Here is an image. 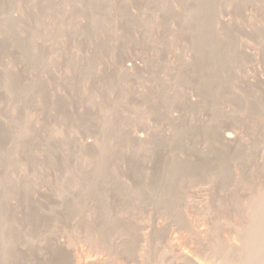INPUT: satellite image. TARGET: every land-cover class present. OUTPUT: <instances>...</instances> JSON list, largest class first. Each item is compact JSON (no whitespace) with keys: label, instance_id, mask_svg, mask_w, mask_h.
Here are the masks:
<instances>
[{"label":"rangeland","instance_id":"rangeland-1","mask_svg":"<svg viewBox=\"0 0 264 264\" xmlns=\"http://www.w3.org/2000/svg\"><path fill=\"white\" fill-rule=\"evenodd\" d=\"M5 2L0 0V204L10 207L17 235L29 231L39 214L46 219L40 234L51 240L23 246L24 258L10 263L47 264L57 257L51 251L63 249L68 264H221L226 246L241 250L242 229L259 206L247 203L264 187V0H13L7 14L16 20L13 34L3 30ZM205 10L210 15L199 24ZM208 52L220 56L212 64L224 65L219 82L211 81L216 71L208 67ZM225 134L233 140L226 142ZM173 160L201 166L225 161L229 174L227 188L208 180L218 172L213 167L205 170L210 175L203 172L210 184L203 178L206 184L198 187L180 183L182 227L173 212L152 201V183L158 191L169 181ZM101 162L108 163V179L97 185ZM69 173L84 176L100 194L66 185ZM113 217L134 229L133 254L120 251V236L106 242L114 254L87 240L86 224L112 232ZM218 241L226 244L224 254L214 247Z\"/></svg>","mask_w":264,"mask_h":264},{"label":"bare ground","instance_id":"bare-ground-1","mask_svg":"<svg viewBox=\"0 0 264 264\" xmlns=\"http://www.w3.org/2000/svg\"><path fill=\"white\" fill-rule=\"evenodd\" d=\"M51 1V0H50ZM12 3H13V0H6V2H5V9H4V12H5V14H6V16H5V25H4V29L3 30H5L7 33H9V34H13L14 33V30H15V25H16V20H14L13 18H11L9 15H7L8 14V12H9V10H10V8L14 5H12ZM152 3H154V2H152ZM159 3V2H158ZM199 3H201V4H206V2H199ZM12 5V6H11ZM45 5H47L46 3H45ZM54 5V4H53ZM200 5V4H199ZM203 6V5H202ZM199 7V6H198ZM49 8V7H48ZM200 8V7H199ZM207 9H208V7H207ZM197 11V10H196ZM166 12V11H165ZM169 12V11H168ZM195 12V11H194ZM207 10H205V12L203 11V15H201V14H199L198 15V18H197V22L199 23V24H205V19H204V17L203 16H205V15H207ZM209 14V13H208ZM196 15V14H195ZM210 15V14H209ZM200 16V17H199ZM197 17V16H196ZM195 17V18H196ZM98 20V19H97ZM62 21V20H61ZM64 21V20H63ZM70 21V20H69ZM100 22V21H99ZM98 22V23H99ZM137 22V21H136ZM101 23V22H100ZM193 23H195V21L193 22ZM198 23L196 24L197 26H200V25H198ZM207 23V22H206ZM209 23V25H210V21L208 22ZM207 23V24H208ZM137 24V23H136ZM96 25H97V23H96ZM98 25H100V24H98ZM97 25V26H98ZM203 26V25H202ZM205 26V25H204ZM208 26V25H207ZM99 27V26H98ZM224 27H226V25L224 26ZM196 28V27H195ZM202 28V27H201ZM226 28H228V26L226 27ZM233 28V27H232ZM207 29V28H206ZM211 29V28H210ZM197 30V29H196ZM212 30V29H211ZM228 30V29H227ZM233 30V29H232ZM231 30V31H232ZM198 31V30H197ZM229 31V30H228ZM230 31V32H231ZM0 32H2L1 30H0ZM201 32V31H200ZM204 32V31H203ZM215 33V32H214ZM223 33V32H222ZM221 33V34H222ZM220 34V33H219ZM204 35V34H203ZM216 35V34H215ZM11 36V35H10ZM34 36H36V34H34ZM201 36H202V34H201ZM201 36H200V38H201ZM210 36V38H211V35H209ZM14 37V36H13ZM206 37V36H205ZM218 37V36H217ZM230 37H231V35H230ZM215 38V37H214ZM17 38H15V40H16ZM219 39H220V37H219ZM228 39V38H227ZM230 39V38H229ZM233 39V38H232ZM19 40V39H18ZM206 40V39H205ZM209 40V39H208ZM215 40V39H214ZM203 41H204V39H203ZM213 41V39L211 40V42ZM198 42V41H197ZM196 42V43H197ZM222 42V41H221ZM18 43V42H17ZM20 43V42H19ZM217 43H220V42H217ZM198 44V43H197ZM22 46V45H21ZM200 46V45H199ZM216 46V45H215ZM218 46H219V44H218ZM30 47H31V45H30ZM212 47H213V45H212ZM27 49V48H26ZM220 49V48H219ZM222 49V48H221ZM214 50V49H213ZM213 50H212V52H213ZM224 50V49H223ZM228 50V49H227ZM227 50H226V53H227ZM215 51H217V50H215ZM220 51V50H219ZM222 51V50H221ZM200 52V51H199ZM202 52V51H201ZM212 52L211 53H209L210 55L208 56L209 57V61L210 60H212V59H215V58H217V52L216 53H213L212 54ZM224 52V51H223ZM229 53V52H228ZM199 54V53H198ZM222 54V53H221ZM230 54V53H229ZM228 54V55H229ZM231 54H232V52H231ZM224 55V54H223ZM238 56V55H237ZM202 57H206V58H208L207 56H204V55H201L200 54V56H199V58L200 59H202ZM220 57V56H219ZM218 57V58H219ZM226 57V56H225ZM217 58V59H218ZM234 58V57H233ZM204 59V58H203ZM220 59V58H219ZM205 60V59H204ZM207 60V61H208ZM227 60V59H226ZM232 60V59H231ZM31 61V60H30ZM29 61V62H30ZM195 61H196V59H195ZM208 61V64L209 63H211V61L209 62ZM216 61V60H215ZM214 61V63L216 64L217 62H215ZM213 62V61H212ZM223 62H225V61H223ZM229 62V61H228ZM227 63V62H226ZM34 64H35V62H34ZM215 64H210V65H208V67H209V69L211 70V72L213 71V73H214V70L216 71L215 73H216V78H214V77H212V79L213 80H211V81H216V79L218 78V77H222L223 76V70H224V68H223V66L224 65H219V67L217 68V65L218 64H222V63H218L217 65H215ZM201 66V65H200ZM208 67H206V68H208ZM218 69H219V72H218ZM206 70H208V69H206ZM209 70V71H210ZM188 71V70H187ZM229 71V70H228ZM195 72H196V70H195ZM218 72V73H217ZM192 74V73H191ZM203 74V73H202ZM205 74V73H204ZM208 74V73H207ZM189 75H190V73H189ZM3 76V75H2ZM15 76V75H14ZM195 76V75H194ZM11 77V75L8 77H6L7 78V80H8V82H11L12 81V77ZM123 78V77H122ZM236 78V77H235ZM220 79V78H219ZM223 79V78H222ZM221 79V80H222ZM229 79V78H228ZM16 80V79H15ZM14 80V81H15ZM196 81V80H195ZM217 81H218V79H217ZM230 81H231V79H230ZM17 82V81H16ZM198 82V81H197ZM219 82V81H218ZM217 82V83H218ZM6 84H7V82H6ZM201 84V83H200ZM22 85V84H21ZM194 85V84H193ZM235 85H236V83H235ZM20 86V85H19ZM229 86V85H228ZM9 87V86H8ZM13 87H14V89H15V86L13 85ZM235 87V86H234ZM9 88H11V86L9 87ZM204 88V87H203ZM212 88V87H211ZM217 88V87H216ZM22 89V88H21ZM24 89H25V87H24ZM199 89V88H198ZM209 89V88H208ZM207 89V90H208ZM17 90V89H16ZM15 90V91H16ZM205 90H206V88H205ZM232 90H234V89H232ZM13 91V90H12ZM212 91L214 92V89H212ZM235 91V90H234ZM233 91V92H234ZM238 91V90H237ZM18 92H19V90H18ZM17 92V93H18ZM24 92V91H23ZM213 92H210L211 93V95H213L214 97H215V94H216V90H215V92L213 93ZM218 93V92H217ZM202 94V93H201ZM223 94V93H222ZM217 95V94H216ZM220 95H221V93H220ZM220 95H218V97L220 96ZM223 95H226V94H223ZM237 95V94H236ZM44 96V95H43ZM212 96V98H214ZM238 96V95H237ZM241 96V95H240ZM202 97V96H201ZM211 97V96H210ZM242 97V96H241ZM220 98V97H219ZM222 98H223V96H222ZM233 98V97H232ZM240 98V97H239ZM218 99V98H217ZM216 99V100H217ZM250 99V98H249ZM252 100V99H251ZM172 101V100H171ZM174 101H176V100H174ZM214 101V100H213ZM220 101H221V99H220ZM230 101V100H229ZM206 102V101H205ZM218 102V101H217ZM231 102V101H230ZM241 102V101H240ZM239 102V103H240ZM253 102V101H252ZM170 103V102H169ZM172 103V102H171ZM173 103H175V102H173ZM199 103V102H198ZM203 103H204V101H203ZM236 104H238V103H236ZM253 104V103H252ZM255 104V103H254ZM174 105V104H173ZM182 105H183V103H182ZM188 105V104H187ZM194 105H195V103H194ZM235 105V104H234ZM244 105V104H243ZM263 105V104H262ZM192 106H193V104H192ZM191 106V107H192ZM237 106V105H236ZM245 106V105H244ZM196 107V106H195ZM187 108H189V107H187ZM242 108V107H241ZM253 108V107H252ZM264 108V107H263ZM258 109V108H257ZM105 110V109H104ZM192 110V109H191ZM261 109H259V111H260ZM197 111V110H196ZM254 111H255V109H254ZM257 111V110H256ZM119 112V111H118ZM252 112H253V110H252ZM245 114V113H244ZM116 115V114H115ZM114 115V116H115ZM249 117V116H248ZM250 118V117H249ZM257 118V117H256ZM255 118V119H256ZM259 118V117H258ZM254 119V120H255ZM261 120V119H260ZM215 121V120H214ZM214 125V124H213ZM205 126V125H204ZM220 126V125H219ZM221 126H223V125H221ZM209 127V126H208ZM180 129V128H179ZM206 129H208V128H206ZM206 129H203V131L204 130H206ZM195 130V129H194ZM180 131V130H179ZM182 131V130H181ZM187 131V130H186ZM185 131V132H186ZM199 131V130H198ZM201 131V130H200ZM202 131V132H203ZM185 132H183V133H185ZM211 132V131H210ZM216 132V131H215ZM205 133V132H204ZM232 133V132H231ZM177 134H179V133H177ZM198 134V133H197ZM206 134H207V132H206ZM140 135V134H139ZM176 135V134H175ZM182 135L183 134H181L180 133V137L183 139V137H182ZM188 135V134H187ZM194 135V134H193ZM203 135V134H202ZM235 134H233V136H234ZM184 136H186V134L184 135ZM213 135H211V137H212ZM217 136V135H216ZM142 137V136H141ZM187 137V136H186ZM200 137V136H199ZM139 138V137H138ZM176 138V137H175ZM179 138V137H178ZM185 138V137H184ZM209 138V137H208ZM226 142L227 141H231V139H232V137H231V135H229V134H225V136H224V138H223ZM177 140V139H176ZM175 140V141H176ZM233 140V139H232ZM208 141V140H207ZM213 141H214V139H213ZM180 142V141H179ZM212 142V141H211ZM221 142H223V141H221L220 140V143ZM119 144V143H118ZM210 144V143H209ZM219 144V143H218ZM224 144V143H223ZM179 145V144H178ZM103 146V145H102ZM180 146V145H179ZM54 147V146H53ZM24 150V149H23ZM51 150V149H50ZM217 152V153H220V150H214V152ZM211 153V152H210ZM216 153V154H217ZM236 155H240L242 152H241V150H239V151H237L236 150ZM234 153V154H235ZM97 154V153H96ZM99 154V153H98ZM221 154V153H220ZM213 155V154H212ZM217 155H219V154H217ZM224 155V154H223ZM87 157V156H86ZM104 157V156H103ZM0 158H2V157H0ZM88 158V157H87ZM97 158V157H96ZM213 158V157H212ZM91 159V158H90ZM98 159V158H97ZM100 159V158H99ZM222 159V158H221ZM4 160V159H3ZM216 160V159H215ZM13 161V159L11 160V162ZM105 161H108V160H106L105 159ZM4 162H6V161H4ZM8 162V161H7ZM10 162V161H9ZM88 162V161H87ZM172 163L169 165V167H168V169H170V172H169V177L167 178V179H169V181H167V182H165L163 185H160V187H162V188H160L161 189V192L159 193V195L157 194V189H158V187H157V183L156 184H153L152 183V201H154L158 206H159V208H161V209H163V210H169V212H173V214H174V216H175V218H176V221H178L177 223H179L180 225H181V227H182V225L185 223V221H184V217H183V214H182V212H181V210L179 211L178 210V204L180 203V200H182V197H183V194H182V192H181V190L180 189H182V185L181 184H183L185 181H187L186 183H190L191 185H190V187H192V186H196V187H198V186H202V185H204V183L202 184V182L203 181H200L201 180V178H203L202 180H204V178H206L205 176L203 177V175L204 174H206V175H210L208 172H205V170L206 171H208L207 170V168H216V170L218 171V172H215L213 175H211V178H209L208 180L209 181H215V180H218L217 182L221 185V186H223V187H226L227 185H229V174L227 173V172H225V169H224V166H223V164H225V163H223V162H225V161H223L222 162V164H217L216 162V164L215 163H210V165H199V164H193V163H191L190 161H180V160H173V161H171ZM90 163H91V161H90ZM93 163V162H92ZM95 163H97V162H95ZM100 163V162H99ZM103 163V164H102ZM113 163H114V161H113ZM112 163V164H113ZM116 163V162H115ZM114 163V164H115ZM1 164V163H0ZM107 164L108 163H106V162H101V165H102V167H100V170L97 172L96 170H94V171H96L97 173L95 174V176H94V184H97L98 183V181L99 180H103L104 181V179H108V178H106V174H105V169H106V167H107ZM11 165V164H10ZM15 165V164H14ZM13 165V166H14ZM99 165V164H98ZM100 165V166H101ZM12 166V165H11ZM110 167V166H109ZM12 168V167H11ZM92 168V167H91ZM94 169V168H93ZM95 169H97V167L95 168ZM113 169V168H112ZM227 170H228V168H227ZM229 171V170H228ZM89 172V171H88ZM168 172V171H167ZM203 172H205L204 174H203ZM91 172H89V174H90ZM92 173H93V171H92ZM70 174V173H69ZM67 174V178H64V179H66V185H69V186H71V187H75V188H77V189H79L80 191H85V192H87V193H92V194H97V196L100 194V192H96V190H92V185L93 184H91L90 182H85V180H86V178L84 177V176H74V175H72V174ZM88 174V173H87ZM115 174V173H114ZM111 175V174H110ZM166 176H167V174H165ZM244 175V174H243ZM113 176V175H112ZM115 176V175H114ZM209 177V176H208ZM207 177V178H208ZM3 179V178H2ZM120 179V178H119ZM244 179V178H243ZM95 180H96V183H95ZM114 179H112V181H113ZM208 180H204V181H207L208 182ZM247 180V179H246ZM249 180V179H248ZM117 181V180H116ZM115 181V182H116ZM1 182V181H0ZM4 182V181H3ZM212 182V183H213ZM216 182V181H215ZM243 182H245V181H243ZM5 183V182H4ZM181 183V184H180ZM188 183V184H189ZM209 183V182H208ZM247 183V182H246ZM244 184V187L245 188H247V186H248V188L250 187V183L248 184ZM8 184V183H7ZM6 184V185H7ZM10 184V183H9ZM118 184H119V182H118ZM202 184V185H201ZM206 184V183H205ZM210 184V183H209ZM208 184V185H209ZM0 185H3V184H0ZM98 185V184H97ZM97 185H95V186H97ZM101 185H103V184H101ZM106 185H108V184H106ZM187 185V184H186ZM212 185V184H211ZM210 185V186H211ZM234 185H235V183H234ZM63 186V185H62ZM94 186V187H95ZM179 186V187H178ZM189 186V185H188ZM217 186V185H216ZM6 187V186H5ZM9 187V186H8ZM150 187V186H149ZM181 187V188H180ZM184 187V186H183ZM222 187V188H223ZM258 187V186H257ZM96 188V187H95ZM180 188V189H179ZM205 188V187H204ZM211 188V187H210ZM217 188H218V186H217ZM227 188V187H226ZM252 188V187H251ZM264 188V187H263ZM263 188H260L257 192H256V195H252L253 197L250 199V201L247 203V206H249V207H251V206H253V205H255L256 203H259V206H258V208L257 207H253L254 209L252 210V212L250 213L251 215H250V217H249V220H248V222L249 223H247V226H246V228L244 227L243 229H242V231H243V238H242V241L241 240H237L239 243H240V241L242 242L241 244V250H239L238 248L236 249L235 247H233V243L232 244H230V245H232V247L230 248V247H228L227 248V246H226V244H225V246H226V249H228V250H226L227 252H226V254H225V256H224V259H223V261L221 262V260H219V262H221V264H264V189ZM10 190H11V188H9ZM9 189H7V190H9ZM61 189H62V187H61ZM141 189V188H140ZM140 189L139 190H137V191H135L136 192V197L137 198H140V197H142V193H141V191H143V190H141L140 191ZM184 189V188H183ZM187 189V188H186ZM212 189V188H211ZM225 189V188H224ZM113 190H115L114 188H113ZM226 190V189H225ZM249 190H250V188H249ZM14 191V190H13ZM12 191V192H13ZM222 191V190H221ZM251 191V190H250ZM60 192H62L63 194H66L67 192H68V189L66 188V186H64V189H62V191H60ZM96 192V193H95ZM184 192V191H183ZM207 192H208V189H207ZM245 192V191H244ZM252 192V191H251ZM251 192H250V194H251ZM6 193V192H5ZM21 193V192H20ZM61 193V194H62ZM84 193V192H83ZM86 193V194H87ZM7 194V193H6ZM60 194V195H61ZM81 194V193H80ZM91 194V195H92ZM240 194V193H239ZM250 194H248V195H250ZM89 195V194H88ZM93 195V196H94ZM235 195H237V194H235ZM247 195V196H248ZM14 196V195H13ZM87 196V195H86ZM96 196V195H95ZM185 196V195H184ZM61 197H63V196H61ZM73 197V196H72ZM249 197V196H248ZM247 197V198H248ZM97 198V197H96ZM136 198V199H137ZM184 198V197H183ZM245 198V197H244ZM24 199V198H23ZM63 199V198H62ZM65 199V198H64ZM74 200V199H73ZM73 200H72V202H73ZM97 200V199H96ZM99 200V199H98ZM139 200V199H138ZM143 200H145L144 198H143ZM80 202V201H79ZM134 202V201H133ZM137 202V201H136ZM142 202V201H141ZM145 202V201H144ZM149 202V201H148ZM247 202V201H246ZM246 202H244V203H246ZM63 203V202H62ZM138 203V202H137ZM143 203V202H142ZM151 203V202H150ZM71 204V203H70ZM98 204V203H97ZM102 204V203H101ZM147 204V203H146ZM153 204V203H152ZM63 205V204H62ZM66 205V204H65ZM68 205V204H67ZM72 205V204H71ZM70 205V206H71ZM136 205V204H135ZM139 205H141V204H139L138 203V206ZM78 206V205H77ZM105 206V205H104ZM103 206V207H104ZM132 206V205H131ZM234 206V205H233ZM235 206H236V204H235ZM55 207V206H54ZM66 207V206H65ZM97 207V206H96ZM95 207V208H96ZM103 207H100L99 208V210H100V212H103V213H108L107 211L108 210H106V209H104L103 210ZM136 207V206H135ZM142 207V206H141ZM229 207V206H228ZM8 208L10 209V207H7V206H5V205H3V204H0V264H11V263H13V262H18L19 263V261H21L23 258H24V248H23V246H29V245H33L34 243H36L35 241H37L36 239H38V242H40L41 241V243L43 242V243H45L44 245H49V244H51V240L48 238V236H47V233H43L44 231H42L41 233L42 234H44V235H42V234H40V228L42 227V225L45 223V221H46V219L45 218H43V219H40V218H38V216L37 215H39V214H33L35 217H34V220H33V222H32V226H31V229L29 230V231H26V230H21V232H19V234L17 235L15 232L17 231L16 230V221H15V218H14V216L13 215H11L9 212H8ZM35 208V207H34ZM72 208V207H71ZM224 208V207H223ZM236 208V207H235ZM238 208V207H237ZM244 208H246V207H244ZM74 208H72V210H73ZM135 209V208H134ZM141 209V208H140ZM234 209V208H233ZM248 209H250V208H248L247 207V209H246V213H248L247 211H248ZM103 210V211H102ZM106 210V211H105ZM171 210V211H170ZM228 210V209H227ZM94 211V210H93ZM223 211V210H222ZM229 211H230V209H229ZM233 211V210H232ZM234 211H235V209H234ZM239 210H237V212H238ZM243 211V210H242ZM65 212V211H64ZM96 212V211H95ZM136 212V211H135ZM157 212V211H156ZM160 212V211H159ZM158 212V213H159ZM184 212V211H183ZM225 212H226V210H225ZM240 212V211H239ZM245 212V211H244ZM161 213V212H160ZM167 213V212H166ZM165 213V214H166ZM229 213V212H228ZM234 213V212H233ZM245 213V214H246ZM170 214V213H169ZM234 214H236V213H234ZM238 214V213H237ZM239 214H242L241 212L239 213ZM239 214H238V216H239ZM65 215H67L66 214V212H65ZM109 215V214H108ZM108 215L105 217L104 216V214H102L101 216H104L105 218H107L108 217ZM162 215H163V213H162ZM74 216V215H73ZM76 216V215H75ZM241 216V215H240ZM246 217H247V215H245ZM237 217V216H236ZM245 217V218H246ZM79 218V217H78ZM84 218V217H83ZM110 218V217H109ZM108 218V221H110V219ZM114 218V217H113ZM244 218V219H245ZM67 219V218H66ZM69 219H71V217L69 218ZM121 218H114L113 220H111L112 221V224H113V229H112V232H110L111 231V227H109L108 228V230H110V231H105L104 229H98L96 226H95V224H94V222H91V223H93V224H86L85 226H86V238H87V240L89 241V242H96V244L95 245H97L98 246V248H100L101 247V249L102 248H104V249H106V250H108V253H112V254H114V253H116V251L115 250H113L112 248L111 249H109L110 247L109 246H111V245H107L108 244V242H107V240H109L110 239V235H114V237L116 238V236H120V237H118V238H121L122 240H123V242L120 244V246H119V248L121 249L120 251L121 252H123V253H125V254H129V253H131V254H133L132 252H134L133 250H134V246H135V237H133V238H135V239H133V238H131L130 237V233H131V231H133L134 229H132L130 226V224H129V227H128V225L127 224H125V225H127V226H124V225H122V224H124V223H121L122 221V219L120 220ZM236 219V218H235ZM247 219H248V217H247ZM79 220V219H78ZM81 220V219H80ZM85 220V219H84ZM83 220V221H84ZM82 221V222H83ZM107 221V222H108ZM243 221V220H242ZM85 222V221H84ZM83 222V223H84ZM124 222V221H123ZM244 222V221H243ZM111 223V222H110ZM195 224V223H194ZM237 224V223H236ZM249 224V225H248ZM193 225V224H192ZM84 226V225H83ZM184 226V225H183ZM188 226V225H187ZM43 227H44V225H43ZM100 227H102V226H100ZM192 227V226H191ZM103 228V227H102ZM190 228V227H189ZM240 228H241V226H240ZM140 229V228H139ZM138 229V230H139ZM180 229H182V228H180ZM196 229V228H195ZM45 230H47V229H45ZM189 230V229H188ZM198 230V229H197ZM140 231V230H139ZM182 231V230H181ZM184 231V230H183ZM235 231V230H234ZM39 232V233H38ZM51 232V231H50ZM198 232V231H197ZM236 232H237V230H236ZM238 232H240L239 230H238ZM241 233V232H240ZM240 233H238L239 235H240ZM46 234V235H45ZM139 234V233H138ZM242 234V233H241ZM116 235V236H115ZM135 235H136V233H135ZM140 235V234H139ZM218 236H220V235H218ZM233 236V235H232ZM236 236H237V234H236ZM235 236V237H236ZM109 237V238H108ZM111 237H113V236H111ZM229 237V236H228ZM239 237V236H238ZM226 238V237H225ZM113 239V238H112ZM230 239V238H229ZM236 239V238H235ZM234 239V240H235ZM239 239H240V237H239ZM40 240V241H39ZM50 240V241H49ZM121 241V240H120ZM225 241V240H224ZM37 242V243H38ZM50 242V243H49ZM106 242H107V244H106ZM110 242V241H109ZM219 242V241H218ZM228 242H230V241H228ZM232 242V241H231ZM36 243V245H38ZM41 243H39V245L41 244ZM43 243L40 245V246H42L43 245ZM138 243V242H137ZM225 243H226V241H225ZM112 244V243H111ZM43 245V246H44ZM95 245H94V247H95ZM107 245V246H106ZM222 245L224 246V242L222 243ZM221 241L219 242V243H217L216 242V244H214V247L217 249V250H220L221 249ZM237 245V244H236ZM39 246V247H40ZM90 246V245H89ZM222 246V249L225 247H223ZM46 247V246H45ZM48 247V246H47ZM118 247V246H117ZM212 247V246H211ZM23 248V249H22ZM62 248V247H61ZM117 249V248H116ZM136 249V248H135ZM221 249V250H222ZM24 250V251H23ZM33 250V249H32ZM31 250V251H32ZM119 250V249H118ZM220 250V251H221ZM225 250V248L223 249V251ZM28 251H29V248H28ZM98 251V250H97ZM101 251V250H100ZM119 251V252H120ZM35 253H36V251H34ZM49 252H50V250H49ZM222 252V251H221ZM242 252H244L245 253V258H244V254L242 253ZM51 253H54V254H57V257H55V259H54V261H49V260H47V261H49V262H47V264H68V261H67V259L68 258H70V255H69V257L67 258L64 254H63V249L62 250H56L55 252L53 251H51ZM66 253V252H65ZM68 253V252H67ZM219 253V252H218ZM223 254H224V252H222ZM38 254V253H37ZM141 254V253H140ZM222 254V255H223ZM26 255V254H25ZM111 255V254H110ZM116 255V254H115ZM135 255H137V253L135 254ZM142 255V254H141ZM221 255V254H220ZM243 256L242 258H244L243 260H242V258L240 257V256ZM109 256V255H108ZM140 256V255H139ZM115 257V256H114ZM223 257V256H222ZM53 258V256L51 255V259ZM97 258V257H96ZM95 258V259H96ZM118 258V257H117ZM143 258V257H142ZM217 258V257H216ZM235 258H240L241 260H235ZM73 259V258H72ZM115 259V258H114ZM119 259V258H118ZM132 259V258H131ZM91 260H93V259H91ZM91 260H89V261H91ZM99 260V259H98ZM140 260V259H139ZM13 261V262H12ZM71 261V260H70ZM74 261V260H73ZM77 261V260H76ZM85 261V260H84ZM87 261V260H86ZM88 261V262H89ZM208 261V260H207ZM11 262V263H10ZM141 262V261H140ZM139 262V263H140ZM210 262V261H209ZM18 263H16V264H18ZM73 264H74V262H72ZM78 263V262H77ZM80 263V262H79ZM15 264V263H14ZM30 264V263H29ZM31 264H34V262L32 263L31 262ZM46 264V263H45ZM71 264V263H70ZM76 264V263H75ZM81 264V263H80ZM85 264V263H84ZM208 264V263H207ZM210 264H214V263H212V262H210ZM218 264V263H217Z\"/></svg>","mask_w":264,"mask_h":264}]
</instances>
